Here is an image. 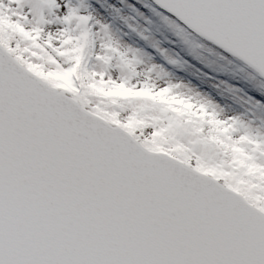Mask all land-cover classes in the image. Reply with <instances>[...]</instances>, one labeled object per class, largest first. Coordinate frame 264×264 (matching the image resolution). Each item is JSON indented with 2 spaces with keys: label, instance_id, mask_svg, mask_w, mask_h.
I'll return each mask as SVG.
<instances>
[{
  "label": "snow or ice",
  "instance_id": "1",
  "mask_svg": "<svg viewBox=\"0 0 264 264\" xmlns=\"http://www.w3.org/2000/svg\"><path fill=\"white\" fill-rule=\"evenodd\" d=\"M105 7L260 94L226 111L94 0H0V264H264V0Z\"/></svg>",
  "mask_w": 264,
  "mask_h": 264
},
{
  "label": "rangeland",
  "instance_id": "2",
  "mask_svg": "<svg viewBox=\"0 0 264 264\" xmlns=\"http://www.w3.org/2000/svg\"><path fill=\"white\" fill-rule=\"evenodd\" d=\"M94 2L103 9L105 22L111 25L113 33L118 36L125 44H129L134 48H138L144 54V59L149 64H157L162 66L174 80H180L184 83L193 86L197 91L206 94L214 102L223 107L226 111L244 112L250 105L247 103L248 97L251 94L245 93L237 84H231L223 73L219 74L218 78L209 75V72H201L195 64L184 59L178 65L170 64L165 55L170 58L178 60L180 57L175 53L174 49H169L165 45V41H159L156 36L145 31V20L132 14L129 8L122 7L118 16L108 14L105 5L110 3V0H94ZM131 26V27H130ZM135 29V30H134ZM143 32L144 37L139 34ZM157 49L163 50L158 51ZM194 63L200 61L202 67L206 70H214L216 68H223L231 70V65L225 68L218 65L214 61H203L196 58ZM179 61V60H178ZM210 70V71H211ZM234 83V82H233ZM252 83V82H250ZM260 93H256L259 96Z\"/></svg>",
  "mask_w": 264,
  "mask_h": 264
},
{
  "label": "trees",
  "instance_id": "3",
  "mask_svg": "<svg viewBox=\"0 0 264 264\" xmlns=\"http://www.w3.org/2000/svg\"><path fill=\"white\" fill-rule=\"evenodd\" d=\"M147 26L149 27V30H150L151 34L154 33L155 36L160 37L161 39H166L165 34H163L161 31L157 30L154 26H149V25H147ZM167 40H169V39H167ZM174 48L176 50L175 53L181 57L179 60L187 59V60H190L191 62L194 63V59H195V56L193 55L194 53H192L190 50H188L187 48H185L184 46L179 45V44H175ZM199 68L204 71L203 67H199ZM232 68L235 69L233 66H232ZM221 70H223V69H221ZM235 71L237 73H239L236 69H235ZM227 72H228V78H230V79L233 76H235V75L238 76V74L236 72H233V70H228ZM212 73L215 74L214 72H212ZM240 83H244L243 86H249L250 89L252 87V84L251 83L250 84H246L247 81H245V80H241Z\"/></svg>",
  "mask_w": 264,
  "mask_h": 264
},
{
  "label": "bare ground",
  "instance_id": "4",
  "mask_svg": "<svg viewBox=\"0 0 264 264\" xmlns=\"http://www.w3.org/2000/svg\"><path fill=\"white\" fill-rule=\"evenodd\" d=\"M195 64L198 65L199 67H202V65H199V64H201L200 61L196 62ZM234 78H235V80H237L239 82L242 80V78L239 77V76H234ZM239 82H234V83H231V84H237L239 87L244 84V83H239ZM246 84H249V82L247 81ZM246 87H249V86H246ZM251 90H252V93H259V92L256 91V88H255L254 85H252Z\"/></svg>",
  "mask_w": 264,
  "mask_h": 264
}]
</instances>
